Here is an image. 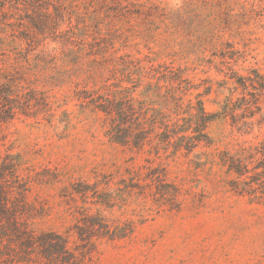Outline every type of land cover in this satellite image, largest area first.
<instances>
[{"label": "trees", "instance_id": "obj_1", "mask_svg": "<svg viewBox=\"0 0 264 264\" xmlns=\"http://www.w3.org/2000/svg\"><path fill=\"white\" fill-rule=\"evenodd\" d=\"M196 1L206 7L213 0ZM188 12L169 13L140 0H0V125L32 118L52 126L50 91L72 87L78 100L102 114L110 142L129 151L149 146L148 153L164 155V161L184 157L196 175L214 162L196 152L211 145L212 121L229 118L243 133L264 121V76L255 72L248 84L237 81L243 90L251 87L249 98L242 96L239 105L228 98L220 112L209 113L200 94L184 103L192 85L182 69L110 50L122 25L137 26L143 36L169 34L184 28ZM45 40L55 49L48 51ZM59 123L66 128L68 115ZM145 162L125 169L117 181L103 173L93 182L76 179L61 187L60 203L71 223L64 232H36L31 225L47 214L46 207L29 195L57 177H48V169L23 168L19 154H0V264H86L100 242L130 236L150 211L179 209L181 188L168 179L167 163ZM216 163L230 191L264 203V137L219 151ZM113 209L136 218L104 214Z\"/></svg>", "mask_w": 264, "mask_h": 264}, {"label": "rangeland", "instance_id": "obj_2", "mask_svg": "<svg viewBox=\"0 0 264 264\" xmlns=\"http://www.w3.org/2000/svg\"><path fill=\"white\" fill-rule=\"evenodd\" d=\"M140 1L169 13L188 10L186 25L173 33L152 36H143L137 26L122 25L111 51L182 69L192 85L183 95L184 103L195 101L200 94L209 113L220 112L228 98L237 105L242 96L249 98L251 87L243 90L237 81L254 78L255 72L264 76V0H213L206 7L196 0ZM44 43L48 51L56 47L50 40ZM50 95L52 126L32 118L0 125V154H19L23 168L34 172L48 169V177H57L49 184L35 185L29 195V199L38 197L46 207L47 214L31 225L36 232H64L71 223L60 203L61 187L76 179L93 182L103 173L112 174L117 181L125 169L150 159L152 165L167 163L168 179L181 188L180 208L150 211L130 236L100 242L86 264H264V203L230 191L223 179L224 169L216 163L219 151L232 152L242 144L261 141L264 121L248 133L237 131L229 118L212 121L207 128L211 145L196 152L214 162L193 175L184 157L164 161V155L161 159L150 155L149 146L129 151L110 142L104 134L102 114L78 100L72 87L53 88ZM63 113L68 115L66 128L59 123ZM104 214L112 219L136 218L117 209Z\"/></svg>", "mask_w": 264, "mask_h": 264}]
</instances>
